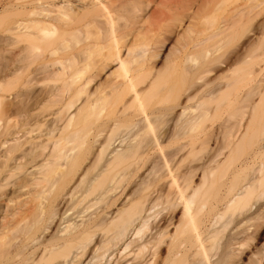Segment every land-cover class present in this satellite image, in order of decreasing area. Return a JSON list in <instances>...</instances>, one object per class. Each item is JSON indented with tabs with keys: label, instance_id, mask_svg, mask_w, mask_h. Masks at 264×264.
Segmentation results:
<instances>
[{
	"label": "bare ground",
	"instance_id": "6f19581e",
	"mask_svg": "<svg viewBox=\"0 0 264 264\" xmlns=\"http://www.w3.org/2000/svg\"><path fill=\"white\" fill-rule=\"evenodd\" d=\"M1 6L17 65L0 74V264H236L240 242L212 260L217 225L259 179L217 172L261 123L264 176V0ZM41 80L54 109L15 119Z\"/></svg>",
	"mask_w": 264,
	"mask_h": 264
},
{
	"label": "rangeland",
	"instance_id": "374dc122",
	"mask_svg": "<svg viewBox=\"0 0 264 264\" xmlns=\"http://www.w3.org/2000/svg\"><path fill=\"white\" fill-rule=\"evenodd\" d=\"M5 1L0 0V16L6 15L5 13L3 14V6H1ZM134 4L136 6H143L139 2H134ZM154 8L155 5L151 4L146 8V11H151ZM10 20L11 17L8 16L4 23L0 21V74H4L5 79L11 77L10 73H12L14 67L17 65L14 60L15 56L12 47L10 46V34L1 32L4 27H10ZM165 36L166 39L163 44L159 45L158 49V66H161L172 50L174 35L167 33ZM257 44L258 42H255V45ZM262 85L264 86V82ZM55 86V83L51 80H41L32 84L30 88L18 87L19 97L13 100L15 109L17 110L15 119H19L25 113H28L36 120L46 116L48 114L47 110H53L54 108H51L50 104L45 102V99ZM46 103H48V106ZM261 130V123L255 124L251 144L246 141L243 150L236 156L235 161L217 172L219 184H228L230 179L236 176L233 187H238L243 182L244 177H250L253 174L259 181L256 190H253L243 202L229 208L220 219L217 225L220 234L216 239L215 248L210 252L213 261L220 257H222L223 261L231 254V243L240 242L242 245L236 246L239 250L236 264H264V195L261 198L259 197V194L264 192V176H262V173H258L260 162L259 145L261 142L259 136ZM251 156L255 157L254 162L251 161ZM237 164H247V168L239 175H233L235 165ZM224 187L226 185L220 188L219 195L223 194ZM215 192L216 189L212 188L208 204L212 203ZM250 207L252 209L248 211ZM69 208L68 213L75 214L76 209L71 206Z\"/></svg>",
	"mask_w": 264,
	"mask_h": 264
}]
</instances>
